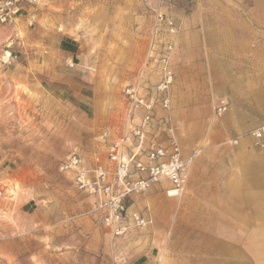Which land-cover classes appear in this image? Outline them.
Returning a JSON list of instances; mask_svg holds the SVG:
<instances>
[{
    "label": "rangeland",
    "instance_id": "374dc122",
    "mask_svg": "<svg viewBox=\"0 0 264 264\" xmlns=\"http://www.w3.org/2000/svg\"><path fill=\"white\" fill-rule=\"evenodd\" d=\"M257 1V27L264 32V0ZM193 5V0H40L24 4L12 23L0 24V264H155V244L161 242L173 244L166 264H234L228 255L222 259L210 251L209 260L201 255L203 246L219 239L228 244L234 235L207 231L213 210L189 199L186 186L170 197L171 185L162 182L154 193L157 186L138 195L142 200L129 199L127 205L147 212L152 224L116 236L92 211L91 198L76 189L74 173L62 170L74 155L85 168L97 156L105 160L99 137L122 123L124 88L159 81L154 58L169 42L176 81L181 23L195 13ZM250 132L224 144L251 139L254 145ZM250 244L264 249V242L242 233V256L255 260L261 251Z\"/></svg>",
    "mask_w": 264,
    "mask_h": 264
},
{
    "label": "crops",
    "instance_id": "0c3cea01",
    "mask_svg": "<svg viewBox=\"0 0 264 264\" xmlns=\"http://www.w3.org/2000/svg\"><path fill=\"white\" fill-rule=\"evenodd\" d=\"M193 1L195 13L181 23L171 114L183 156H194L187 197L204 201L213 210L208 232L234 235L228 244L219 239V244L203 246L201 255L209 260L212 251L222 259L228 255L234 264H264V249L255 244L250 249L261 251L255 260L242 256V233L256 243L264 242V147L253 145L251 139H241L237 146L224 144L264 125V32L257 27L258 1ZM240 9L248 11L241 14ZM221 99L229 102V110L218 118ZM135 206L131 209L141 211ZM154 211L161 228L162 220ZM161 243L155 244V264H166L172 254L173 244Z\"/></svg>",
    "mask_w": 264,
    "mask_h": 264
},
{
    "label": "built area",
    "instance_id": "2783aa9c",
    "mask_svg": "<svg viewBox=\"0 0 264 264\" xmlns=\"http://www.w3.org/2000/svg\"><path fill=\"white\" fill-rule=\"evenodd\" d=\"M40 0H0V24L15 21L24 4ZM168 27H176L170 20ZM172 43L154 58L159 81L156 84L136 82L124 90L126 114L122 123L103 131L99 141L106 146L105 160L94 158V165L85 168L81 157L74 155L62 165L65 172L74 173L78 191L92 200V211L101 216L102 225L114 235L127 234L134 228H147L152 220L127 202L143 195L162 182H168V191L179 195L189 179V167L194 156L185 158L171 114V88L175 73L170 63ZM12 57L7 52V58ZM229 102L221 99L217 116L224 115ZM254 145L264 147V125L250 132ZM234 143H237L235 141Z\"/></svg>",
    "mask_w": 264,
    "mask_h": 264
},
{
    "label": "bare ground",
    "instance_id": "6f19581e",
    "mask_svg": "<svg viewBox=\"0 0 264 264\" xmlns=\"http://www.w3.org/2000/svg\"><path fill=\"white\" fill-rule=\"evenodd\" d=\"M176 193L175 192H171V194L169 195V196H171V195H175Z\"/></svg>",
    "mask_w": 264,
    "mask_h": 264
}]
</instances>
